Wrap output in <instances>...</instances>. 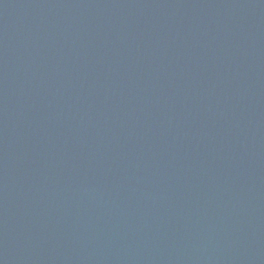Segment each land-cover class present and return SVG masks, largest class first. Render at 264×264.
I'll use <instances>...</instances> for the list:
<instances>
[{
	"label": "water",
	"instance_id": "water-1",
	"mask_svg": "<svg viewBox=\"0 0 264 264\" xmlns=\"http://www.w3.org/2000/svg\"><path fill=\"white\" fill-rule=\"evenodd\" d=\"M0 264H264V0H0Z\"/></svg>",
	"mask_w": 264,
	"mask_h": 264
}]
</instances>
